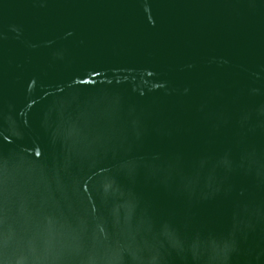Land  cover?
<instances>
[{
    "label": "water",
    "instance_id": "water-1",
    "mask_svg": "<svg viewBox=\"0 0 264 264\" xmlns=\"http://www.w3.org/2000/svg\"><path fill=\"white\" fill-rule=\"evenodd\" d=\"M0 264H264V0H0Z\"/></svg>",
    "mask_w": 264,
    "mask_h": 264
}]
</instances>
